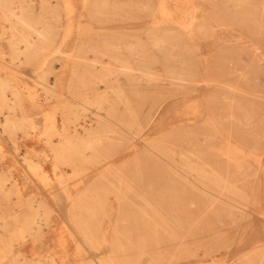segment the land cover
Here are the masks:
<instances>
[{"label": "rangeland", "instance_id": "obj_1", "mask_svg": "<svg viewBox=\"0 0 264 264\" xmlns=\"http://www.w3.org/2000/svg\"><path fill=\"white\" fill-rule=\"evenodd\" d=\"M0 222V264H264V0H0Z\"/></svg>", "mask_w": 264, "mask_h": 264}, {"label": "bare ground", "instance_id": "obj_2", "mask_svg": "<svg viewBox=\"0 0 264 264\" xmlns=\"http://www.w3.org/2000/svg\"><path fill=\"white\" fill-rule=\"evenodd\" d=\"M14 11V10H13ZM14 13V12H13ZM15 14V13H14ZM158 41V40H157ZM28 42V41H27ZM28 47V46H27ZM25 49V48H24ZM26 51V50H25ZM95 65V64H94ZM163 80H166V79H163ZM162 80V81H163ZM168 81H170L169 79H167ZM6 81V80H5ZM161 81V82H162ZM6 83V82H5ZM163 83V82H162ZM106 94V93H105ZM98 98V97H97ZM96 99V98H95ZM163 104V103H162ZM161 104V105H162ZM160 105V106H161ZM162 107H163V105H162ZM160 108V107H159ZM85 113V112H84ZM101 118V117H100ZM11 120V119H10ZM157 122V121H156ZM84 127V126H83ZM16 129V128H15ZM79 129V128H78ZM71 133V132H70ZM83 133V132H82ZM22 136V135H21ZM60 141V140H59ZM71 141V140H70ZM72 142V141H71ZM70 142V143H71ZM73 143V142H72ZM90 144V143H89ZM59 145V144H58ZM62 145V144H61ZM91 145V144H90ZM89 146V145H88ZM61 147V146H60ZM78 148V147H77ZM85 150V149H84ZM61 151H62V149H61ZM66 161V160H65ZM2 188V187H1ZM2 191H3V189H2ZM10 195V194H9ZM39 200H37V201H35V203H37ZM14 209H15V217H14V219H16V218H18V212H19V210H18V207H14ZM15 222V221H14ZM16 223V222H15ZM8 225L9 226V224H8V222H4V223H2V222H0V225L2 226V225ZM35 224L37 225V226H39V223H38V221H36L35 222ZM199 257V256H198ZM199 259V258H198ZM201 259V258H200ZM40 264V263H39ZM43 264V263H42ZM102 264H106V262L104 261V262H102Z\"/></svg>", "mask_w": 264, "mask_h": 264}]
</instances>
